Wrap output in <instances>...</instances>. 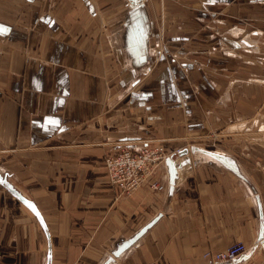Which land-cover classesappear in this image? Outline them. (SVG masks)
<instances>
[{
    "label": "crops",
    "instance_id": "crops-1",
    "mask_svg": "<svg viewBox=\"0 0 264 264\" xmlns=\"http://www.w3.org/2000/svg\"><path fill=\"white\" fill-rule=\"evenodd\" d=\"M254 1L0 0V264H264ZM120 146L180 152L121 196Z\"/></svg>",
    "mask_w": 264,
    "mask_h": 264
},
{
    "label": "built area",
    "instance_id": "built-area-1",
    "mask_svg": "<svg viewBox=\"0 0 264 264\" xmlns=\"http://www.w3.org/2000/svg\"><path fill=\"white\" fill-rule=\"evenodd\" d=\"M179 152L180 149H175L169 153L162 146H120L105 158L107 179L119 190L121 196H130L153 175L161 162ZM149 187L157 191L164 189L156 181H150ZM247 251L248 248L239 242L222 251H206L203 258L212 260L213 264H250L248 259L243 258Z\"/></svg>",
    "mask_w": 264,
    "mask_h": 264
},
{
    "label": "rangeland",
    "instance_id": "rangeland-1",
    "mask_svg": "<svg viewBox=\"0 0 264 264\" xmlns=\"http://www.w3.org/2000/svg\"><path fill=\"white\" fill-rule=\"evenodd\" d=\"M159 1V0H158ZM162 2H163V4L161 5L160 4V2H159V4H160V6L161 7H165L167 4L166 3H168V4H170V5H175V6H178V7H183V5L185 4L184 2H186L187 0H161ZM254 2H257L256 4H251V5H246V6H248L250 9L249 10H251L250 12H252V10L254 9V7L256 8V9H258L259 10V12H260V15H258V18L263 22V24H264V0H260V1H254ZM234 8H236V6H234ZM263 13V14H262ZM256 14H259L258 13V11H256ZM259 16H261V17H259ZM248 25H252V23H247L246 24V26L245 27H247V29L245 28H243V30H244V34H245V36L246 37H248L251 33H252V31L253 30H255L254 28H250V29H248L249 27H248ZM252 27V26H251ZM253 29V30H252ZM251 30V31H250ZM256 30H259V33H261V37H256L255 39H256V41L257 42H259V45H260V48H263V51H260L259 53H257V54H253L252 53V55L256 58V60L255 59H252V60H249V61H251V62H253V65L254 64H256V63H258L259 65H262V68H261V72L262 73H264V30L263 29H260V28H256ZM249 37H251V36H249ZM242 38V37H241ZM252 39H254V37H251ZM232 40V39H231ZM263 44V45H262ZM235 46H236V44H235ZM234 46V47H235ZM213 50L214 51H219V52H221L222 53V51L223 50H221V46L219 45V47H214L213 48ZM212 50V51H213ZM225 50L227 51V52H229L230 53V55L232 54V52L233 53H237V48H233V47H231V46H229L228 48L226 47L225 48ZM225 52V51H224ZM238 54V53H237ZM259 54H261V55H259ZM258 57H260V59L258 58ZM194 65H196V64H194ZM199 66H200V64H198ZM202 65H204V64H202ZM204 68H205V66L203 67V70H204ZM249 69H252V70H256L255 69V67H248ZM182 70H183V72H189L188 71V67L187 66H185V65H183L182 66ZM248 71V70H247ZM264 87L262 86V87H260V89H262V100H261V106L259 107V108H261V109H263V110H261V111H259L258 113H256V115L257 116H261V122H263V124H264V89H263ZM257 112V111H256ZM252 115H254V113L252 114ZM256 119H259L258 117L256 118ZM264 132H262V133H258V134H256L255 133V130L254 129H252V131L250 132V136H252L253 138H261V139H264ZM252 137H250V138H252ZM260 143L262 144V145H264V141L263 142H261L260 141ZM250 264H255L254 262H252V261H250L249 262Z\"/></svg>",
    "mask_w": 264,
    "mask_h": 264
},
{
    "label": "water",
    "instance_id": "water-1",
    "mask_svg": "<svg viewBox=\"0 0 264 264\" xmlns=\"http://www.w3.org/2000/svg\"><path fill=\"white\" fill-rule=\"evenodd\" d=\"M203 152H205V153H207V154H209V155H212L213 157H215V158H218V159H222L220 156H218L217 154H214V153H211V152H206V151H203Z\"/></svg>",
    "mask_w": 264,
    "mask_h": 264
}]
</instances>
